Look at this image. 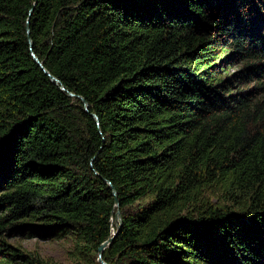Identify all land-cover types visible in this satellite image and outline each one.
<instances>
[{
  "label": "trees",
  "instance_id": "1",
  "mask_svg": "<svg viewBox=\"0 0 264 264\" xmlns=\"http://www.w3.org/2000/svg\"><path fill=\"white\" fill-rule=\"evenodd\" d=\"M117 207L108 264H264V0H0V264Z\"/></svg>",
  "mask_w": 264,
  "mask_h": 264
},
{
  "label": "rangeland",
  "instance_id": "2",
  "mask_svg": "<svg viewBox=\"0 0 264 264\" xmlns=\"http://www.w3.org/2000/svg\"><path fill=\"white\" fill-rule=\"evenodd\" d=\"M233 62L229 70L238 69L243 61L236 58ZM147 199V197H142L138 202H144ZM219 203L221 202L219 201ZM114 221L116 222L115 218ZM5 235L9 243L18 245L23 250L38 251L47 261V264H73L69 256V250L73 241L70 236L60 238L47 237L41 232L28 234L24 229L14 230ZM93 264L103 263L95 262Z\"/></svg>",
  "mask_w": 264,
  "mask_h": 264
},
{
  "label": "water",
  "instance_id": "3",
  "mask_svg": "<svg viewBox=\"0 0 264 264\" xmlns=\"http://www.w3.org/2000/svg\"><path fill=\"white\" fill-rule=\"evenodd\" d=\"M32 55H33L35 61H36V62L41 66V68H42V69H43V70L49 75V77L51 78V80H53V81L59 83L58 78H57L56 76H54L53 74H51V73H50V72H49V71L43 66V63L41 62V60H39V58H38L33 52H32ZM59 84H60V83H59ZM60 88H61V89H65V87H64L62 84H60ZM68 94H69V95H74V93L71 92V91H68ZM76 96L79 97V98L83 101L84 108L87 109V108H88V103H87V101L85 100V98H83L81 95H76ZM111 188H112L113 194L115 195V197H114V203H115V205L117 206V205H118V199H117V197H116V190H115L114 186H112V185H111ZM114 218H115L116 222H115L114 220H113V222H112V225H111L112 228H113V230H112V234H111L110 236H108L104 241H102V242L98 245V247H97V260H98L99 262L103 263V264H108V263L102 258V252H103V249L105 248V246H107V245L111 242V240H112L114 234L116 233L117 228L119 227V225H120V223H121V220H122V218H121V216H120V212H119L118 207H117L116 210H115ZM115 225H116V229L114 228Z\"/></svg>",
  "mask_w": 264,
  "mask_h": 264
}]
</instances>
